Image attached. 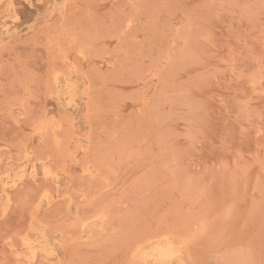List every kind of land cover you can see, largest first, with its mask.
Segmentation results:
<instances>
[{"label": "rangeland", "instance_id": "374dc122", "mask_svg": "<svg viewBox=\"0 0 264 264\" xmlns=\"http://www.w3.org/2000/svg\"><path fill=\"white\" fill-rule=\"evenodd\" d=\"M0 264H264V0H0Z\"/></svg>", "mask_w": 264, "mask_h": 264}]
</instances>
